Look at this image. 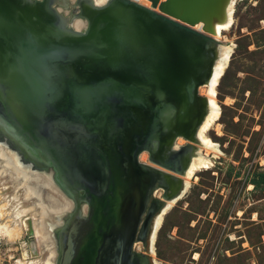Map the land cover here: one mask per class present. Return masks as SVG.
Masks as SVG:
<instances>
[{
	"label": "water",
	"instance_id": "obj_1",
	"mask_svg": "<svg viewBox=\"0 0 264 264\" xmlns=\"http://www.w3.org/2000/svg\"><path fill=\"white\" fill-rule=\"evenodd\" d=\"M138 1L108 0L102 7L90 6L81 19L72 16L83 23L81 34L67 29L65 19L46 2L0 0V146L32 172L49 177L71 204L68 213L49 218L57 216L59 222L47 230L54 245L53 264H82L80 250L87 246L88 253L94 251L95 244L88 246L93 233L84 234L83 227L91 223L96 196L89 184L76 188L85 173L84 158L99 164L102 179L116 182L121 191L136 188L131 173L141 152L148 153L152 165L174 173L145 167L162 191L153 219L165 202L177 197L175 175H183L188 166L175 172L165 155L175 137L193 140L203 103L206 109L197 90L207 84L218 45L206 35L227 21L232 0H144L148 8ZM31 7L51 25L29 17ZM197 25L200 32L192 29ZM191 46L199 51V64L187 87ZM141 58L156 69H148ZM179 94L187 97L183 100L192 111L181 112ZM177 117L182 126L163 129V123ZM66 142H76L77 149ZM189 147L171 154H186ZM167 185L173 189L168 193ZM83 201L91 204L89 213L78 220L73 215ZM70 217L74 219L68 221Z\"/></svg>",
	"mask_w": 264,
	"mask_h": 264
},
{
	"label": "rangeland",
	"instance_id": "obj_2",
	"mask_svg": "<svg viewBox=\"0 0 264 264\" xmlns=\"http://www.w3.org/2000/svg\"><path fill=\"white\" fill-rule=\"evenodd\" d=\"M83 30L82 25L76 32ZM216 40L221 49L227 46L231 51L215 87L217 119L205 133L208 145L196 136L211 114L207 104L194 139L175 140L176 145H190L191 153L184 175L176 176L179 197L167 202L150 223L151 250L150 241L140 250L148 264H264V185L253 183L257 174L264 173V0L237 1L231 26ZM197 96L206 100L205 86L198 88ZM144 158L140 155V161L150 165ZM197 166L199 170L193 172ZM30 181L36 186L47 183L42 195H56L62 209L52 211L53 215L71 210L70 201L45 176ZM10 182L0 177V207L6 205L0 224L17 229L19 237L9 241L0 235V264H43L46 257L53 264L54 245L48 238L39 239L32 214L11 221L12 209L21 211L30 203L22 198L23 189ZM160 194L155 188L152 200L160 201ZM48 219L44 224L51 222ZM49 229H55V224Z\"/></svg>",
	"mask_w": 264,
	"mask_h": 264
},
{
	"label": "bare ground",
	"instance_id": "obj_3",
	"mask_svg": "<svg viewBox=\"0 0 264 264\" xmlns=\"http://www.w3.org/2000/svg\"><path fill=\"white\" fill-rule=\"evenodd\" d=\"M36 1L46 2L48 4V6L51 7L52 9H54L56 12H57V10L55 8H53V6H55L54 4L61 3V2L58 3L57 0H36ZM36 1H32V2H36ZM58 1H60V0H58ZM71 1L74 2L75 7L77 8L76 0H68L67 2H71ZM107 1L108 0H83V2H82L81 0H78V4H79L80 8H79V14L77 16L79 17V19H81L80 16H82V15L84 16V14H87V15L89 14V13H87V11L90 10L89 9L90 6L102 7V5H104ZM237 1H239V0H232L231 1L230 6L227 9V15H228L227 21L225 23L217 24L215 26V30H214L215 32L213 33V35H206V36H208L210 39H213L214 41L218 42L216 39H218L221 36L222 32L228 30V28L232 24L234 6H235ZM73 2H71V3H73ZM146 2L142 1L143 4H141V5L148 8V4ZM75 7H73V9L76 11L77 9ZM60 8H63V7H59V9ZM57 14L59 15L58 12H57ZM72 15L75 16V14H72ZM29 17H31L34 21L38 22L39 24H41L43 26H45V22H48V25H51L50 24L51 22H49L46 19V17L37 9V7H31ZM60 17H61V15H60ZM61 18H64V17H61ZM65 24H66L67 29H68V26L71 25L73 28L71 30L76 32L82 28L83 23L80 24V23H78L77 20H75V19L72 20L70 18V19H65ZM38 28L40 29V27H38ZM192 29H194L197 32H200V25H197ZM53 30L55 32H57L55 29H53ZM213 51H215L214 53H215L216 59H215V62L213 63L207 84L205 83V85H204L205 86V94L207 96L205 101L207 104V109L209 107L211 110V114L208 116L206 121L202 124L201 129L197 130V133H196V136L198 135L201 138L202 142L205 143L206 145L209 144V141L205 137V133L208 130V128L213 124V122L217 119V113L214 111L216 109V103H215V99H214L215 98V87L218 83V80L221 78L225 67L227 66L228 59H229L230 54H231L230 47H227V46H224L221 49V46L217 45V47L214 48ZM188 52L190 54V56H189L190 60H189V79L186 83L187 87L189 86L188 84H189L190 79L197 72V65L199 64V57H198L199 51H197L195 48H193L191 46L189 48ZM141 59L143 62L146 63L147 66H149L148 69H156L157 66L152 64L151 62H149V60L144 59V58H141ZM35 77H36V78H34L35 80L38 79V81H41L42 76L40 77L39 75H35ZM150 78H151L150 83L152 85H155L156 84L155 77L150 76ZM34 82L36 84L38 83L36 81H34ZM40 84H42V82H40ZM180 92H183L182 89H180ZM179 95H180L179 100H182L180 102L183 104V106L181 107V112L184 113V112L189 111V110L192 111V109H189L187 107L186 100H183V99H187V97L183 94H179ZM206 113H207V110H206ZM173 125L179 126V127L182 126L183 125L182 118L177 117L172 122L166 121L165 123H163V129L168 130L169 128L173 127ZM75 129L77 130V128H75ZM65 144L72 146V147H76V142H74L73 145L69 144L68 142H66ZM75 149H77V147ZM164 152H167V151H164ZM173 152H175V148L173 150H171L170 152H167L169 155V158L171 160V166L172 167H170V165H167V166L170 167L175 172H177V171L181 170L182 162L184 163L185 159L188 158L186 156V154L191 153V148L189 147L188 153L185 154V152H183L180 156H176V155L171 154ZM64 156L66 157V155H64ZM61 160H62V158H61ZM83 160H84L83 168H81L82 166H80V168L83 171H85V173L82 174V176L80 177L79 183L76 184L77 185L76 188L87 187V184H89V186H91V187L88 189L91 191V189H93V185L97 184L96 182H98V179L100 178V175L102 174L101 173V167H98V166H100L99 164L97 165V167H96V165L94 166L92 163L93 161L90 158V156L88 158H84ZM200 166H197L193 170V172L198 171ZM160 168H163V167H160ZM32 171L33 170H31L28 166L20 163L16 159V156L14 154H11L10 151L3 149L0 146V177L6 176L11 181L10 183L12 184V186L14 184V188L16 187V188L23 189L24 192H23L22 198L25 201L27 200V202L30 203L29 206L22 209L21 211L18 209H15V208L12 209L11 210V214H12L11 221L15 222V219L23 213L28 212V214H32V216L35 218V220L33 221V227L35 229V233L39 236V239H42L43 241H45V239H47V237H46V235H44V228H45V230H47V229L51 228L54 224L56 225V223H58V221H57L58 217L56 216L57 218L55 219V221L53 219V221L51 220V222H47V224H44L45 223L44 220H47L48 218L53 216L52 211L57 212L60 209H62V205H61L60 201L57 199V197H55L56 195L54 196L53 193L48 192L47 194L42 195V193L47 189V183H46V185H44L45 184L44 182H40L38 184V186L29 185L31 182L30 181L31 179H33L34 177L42 176V175H38V174H36V172H32ZM97 172H99V174L100 173L101 174L98 175ZM169 173H171V175L174 174L171 171H169ZM184 173H183V175H184ZM43 176H45V178L48 179V182H50L49 177H47L46 175H43ZM91 176H92V179L94 178L93 180L88 179L89 177L91 178ZM175 176H177V175H175ZM52 186L54 187V185H52ZM163 186H164V184H163ZM170 187L171 186L167 185V188H169V189L166 190V193L170 192V190H173V189H170ZM182 188H183V185H182ZM78 192H79V190H78ZM179 195L177 197H179ZM82 197L87 199L86 195H82ZM177 197H176V199H177ZM169 201H167V202H169ZM44 202L46 205H43ZM83 202H85V201H83ZM167 202L164 203V206L167 204ZM86 205H87V203H86ZM5 206L6 205H2V207H0V215H4L3 211L5 210ZM87 207L89 209V205ZM73 217L75 218L77 216L73 215ZM73 217H70L68 219V221L69 220L71 221V219H74ZM48 221H49V219H48ZM159 221H160V218H158L156 220L155 225H158ZM4 223L5 222L0 224V235L4 236V238L8 239L9 241L14 240V237L18 234L17 229H14V228L12 229L10 225H7V223H5V224ZM152 236H153V234L151 232L150 237L148 239V241H150V246H149L150 250H151ZM74 263H75V261H74ZM43 264H52L50 257H46L43 261Z\"/></svg>",
	"mask_w": 264,
	"mask_h": 264
},
{
	"label": "flooded vegetation",
	"instance_id": "obj_4",
	"mask_svg": "<svg viewBox=\"0 0 264 264\" xmlns=\"http://www.w3.org/2000/svg\"><path fill=\"white\" fill-rule=\"evenodd\" d=\"M67 1L68 0H57L58 3H61L54 4L55 6H53V8L57 10L61 17H64L65 19H73L72 16L74 15L72 14L76 15V11L73 9L75 4L73 1V3ZM59 7L63 8L59 9ZM203 115L204 103L202 104V117ZM178 138L179 140L181 139V137H175L173 139L170 145L171 147H169L170 151L176 147L178 149V147L181 148L187 145V143L176 145L178 142H175V140ZM177 149H175V151H177ZM140 155H145L144 160L146 163H149L147 152H141L137 155V165L133 168L131 173L136 188L126 191L123 189V191H121V188L116 186V182H109L107 177L102 179L101 175L98 182H96L97 184L93 185L91 193L95 195L96 198L94 197L93 199V205L89 203V205L93 207L91 210V223H89L87 227H83V231L85 229L84 234L86 232L88 233V230L93 233V235L89 236L88 246L89 244H95V246L93 248L94 251L89 253L86 250L87 246L84 247L85 252L82 249L80 250L79 259L82 258V261L84 260L82 264H148L145 255L141 253L140 250L143 249V243L148 247V236L150 237L149 232L152 228L150 223L152 224V220L155 221L156 218L153 219V215L158 200H152V193L157 186L154 181L151 180L154 175L145 168L146 166L152 167V164L149 163L150 165H145L144 161H140ZM165 156H167V159L171 162L169 156ZM186 156L188 158L185 159L184 163L182 162L181 168L188 164L190 154H186ZM160 160L163 165L166 164L163 156ZM153 166L154 167L152 168L159 171H161L160 169H164L159 166ZM149 176H151V178H149ZM143 185L145 186L142 188ZM108 190L111 191V195L105 193ZM79 193L82 194L81 191ZM98 194L103 195L104 198L102 199L101 196L97 197ZM161 195L162 191L160 196ZM112 209L113 211L111 214L106 213ZM76 212V218L78 220L87 219L89 210L86 203H80ZM136 243H139L141 248L137 247L135 245Z\"/></svg>",
	"mask_w": 264,
	"mask_h": 264
},
{
	"label": "trees",
	"instance_id": "obj_5",
	"mask_svg": "<svg viewBox=\"0 0 264 264\" xmlns=\"http://www.w3.org/2000/svg\"><path fill=\"white\" fill-rule=\"evenodd\" d=\"M256 180L253 181L255 185H264V173H259L256 175Z\"/></svg>",
	"mask_w": 264,
	"mask_h": 264
}]
</instances>
